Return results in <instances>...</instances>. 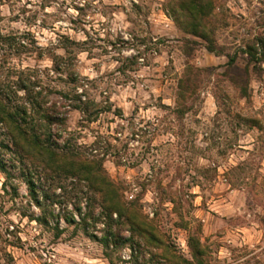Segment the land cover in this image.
I'll return each instance as SVG.
<instances>
[{
    "label": "clouds",
    "instance_id": "clouds-1",
    "mask_svg": "<svg viewBox=\"0 0 264 264\" xmlns=\"http://www.w3.org/2000/svg\"><path fill=\"white\" fill-rule=\"evenodd\" d=\"M181 3L0 0V264L264 261V0Z\"/></svg>",
    "mask_w": 264,
    "mask_h": 264
},
{
    "label": "trees",
    "instance_id": "trees-1",
    "mask_svg": "<svg viewBox=\"0 0 264 264\" xmlns=\"http://www.w3.org/2000/svg\"><path fill=\"white\" fill-rule=\"evenodd\" d=\"M182 9V15H186L189 19V23L187 24V29L189 30L191 36L200 39L204 43L206 42L207 45V51L209 53L213 52L216 47L214 45L213 37L210 35L207 31H204L201 26V18L205 14V8L199 3V0H182V3L180 5ZM255 50L253 48H249V52L252 53ZM254 57V55H252ZM231 65L236 64V58L232 57L230 62ZM191 72L188 73V76L183 78L180 83L179 87L182 91L187 92L191 91V81L190 76ZM245 94V91H244ZM177 114L179 116H182L184 114L183 109H179ZM204 249H200V254L203 256Z\"/></svg>",
    "mask_w": 264,
    "mask_h": 264
},
{
    "label": "rangeland",
    "instance_id": "rangeland-1",
    "mask_svg": "<svg viewBox=\"0 0 264 264\" xmlns=\"http://www.w3.org/2000/svg\"><path fill=\"white\" fill-rule=\"evenodd\" d=\"M212 39L214 41V45L216 47V43H215V39H214V36L212 35ZM65 40L67 41V38H65ZM67 43L71 44V43H74V42H70L68 41ZM189 43L193 44V45H200L202 43H204L203 41H201L200 39L198 38H195L192 36V39L189 41ZM251 47V46H250ZM249 47V48H250ZM195 50H198V49H195ZM252 60L255 61L256 60V57H252ZM237 63V61H236ZM223 65H220V64H217L215 62V57H212L211 58V62L207 65V68L209 70H215L219 67H222ZM248 70L251 71L253 70L252 69V65L249 64L248 65ZM191 72V75L190 76V81H191V89L193 87V84H194V80H195V71H190ZM188 76V75H187ZM245 91V95H247V89L244 90ZM179 116V115H178ZM250 123L252 124H258L259 121L257 120H252L250 121ZM241 151H247V149H241ZM264 166V165H262ZM234 168H237L238 166H233ZM242 171V170H241ZM223 173L221 172V170L219 168H215L213 170H209V171H206L205 172V178L211 182L212 180L216 179L217 177H219L220 175H222ZM239 174V173H237ZM191 196L193 198V207H199V206H202L204 205V202L203 200L200 198L199 194L197 191L193 190L191 192ZM203 230V229H202ZM203 257H205V261H204V264H212V255H211V249H204V253H203ZM255 259V258H254ZM255 264H264V261H260V260H255Z\"/></svg>",
    "mask_w": 264,
    "mask_h": 264
}]
</instances>
